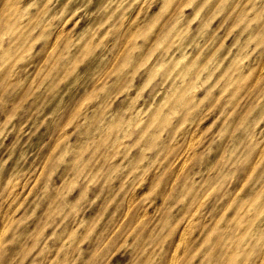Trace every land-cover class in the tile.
Segmentation results:
<instances>
[{
  "label": "rangeland",
  "instance_id": "rangeland-1",
  "mask_svg": "<svg viewBox=\"0 0 264 264\" xmlns=\"http://www.w3.org/2000/svg\"><path fill=\"white\" fill-rule=\"evenodd\" d=\"M188 222L264 264V0H0V264H159Z\"/></svg>",
  "mask_w": 264,
  "mask_h": 264
},
{
  "label": "bare ground",
  "instance_id": "bare-ground-1",
  "mask_svg": "<svg viewBox=\"0 0 264 264\" xmlns=\"http://www.w3.org/2000/svg\"><path fill=\"white\" fill-rule=\"evenodd\" d=\"M244 217H245V214L243 212H240V214L235 213V219H236L235 222H236L238 231L242 230L246 232L248 227L252 224V221H251V222H248L246 225H241L242 219ZM189 223L190 222H188L186 226H183V228L181 229L176 239L171 240L168 255L164 259V262L162 263V261H159V264H205V261H208L210 264H240V262L242 264V261L244 260V255L242 257L241 253L243 254L245 244L247 245L249 242V240H247V242L245 243V233L234 234L231 236L228 233L226 235H221L219 232H217L216 227H214L212 230L214 232L203 231L202 240L200 241V245H196L195 241H188V238H186V232L188 230ZM229 223L231 225V222ZM233 225L235 226V223ZM250 231H251V227H250ZM158 242H155V243L158 244ZM154 245L152 247H154ZM203 247H205V249H202ZM154 250L156 253L157 252L156 249ZM147 253L148 254L151 253V254H150V257L149 256H146V258L144 257L145 264L150 260L148 258H151V255L154 256L153 255L154 253H152L151 250H150V253L149 251ZM146 254H144V256ZM263 259L264 257H262V260Z\"/></svg>",
  "mask_w": 264,
  "mask_h": 264
}]
</instances>
